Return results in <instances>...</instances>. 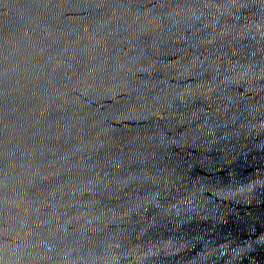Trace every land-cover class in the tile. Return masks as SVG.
Instances as JSON below:
<instances>
[{
    "label": "water",
    "instance_id": "water-1",
    "mask_svg": "<svg viewBox=\"0 0 264 264\" xmlns=\"http://www.w3.org/2000/svg\"><path fill=\"white\" fill-rule=\"evenodd\" d=\"M0 264H264V0H0Z\"/></svg>",
    "mask_w": 264,
    "mask_h": 264
}]
</instances>
